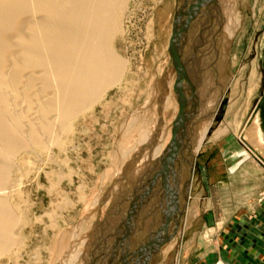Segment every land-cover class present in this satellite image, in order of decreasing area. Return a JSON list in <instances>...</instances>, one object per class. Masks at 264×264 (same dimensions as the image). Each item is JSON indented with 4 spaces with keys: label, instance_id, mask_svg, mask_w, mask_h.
<instances>
[{
    "label": "rangeland",
    "instance_id": "1",
    "mask_svg": "<svg viewBox=\"0 0 264 264\" xmlns=\"http://www.w3.org/2000/svg\"><path fill=\"white\" fill-rule=\"evenodd\" d=\"M199 1L128 0L122 15L124 22H121V32L112 43L116 54L127 63L129 72L124 77V83L114 87L102 103L80 117L70 134L61 140L62 145L53 147L48 152L50 154L42 157L43 153L39 151V155L34 153L31 157H25L29 163L22 165L16 174L18 182L10 197L11 206L13 209L17 207L14 211L21 219L19 224L22 231L16 246L18 249L15 247L11 255L0 259V264H127L125 257L128 253L133 252L130 256L134 257L139 255L141 248L149 240L157 239L158 231L165 227L167 221L168 227L164 234L172 232L174 222L171 221V212L168 208L163 210L165 199L158 195L159 190L152 193L153 185L155 182L159 184L162 173L154 183L152 181L156 163L163 159L171 143L173 123L178 113L174 93L176 71L169 53L175 17L182 7L185 6V13ZM222 1L223 6L226 4L224 9L229 14L228 17L226 13L219 15V3L215 2L208 7L202 4L196 11L198 15L196 13L197 16L189 24L190 30L184 31L179 39L183 45L178 43L180 58L196 86V91L199 90L196 93L199 95L200 111V116L195 120L196 129L189 124L183 141L189 135L194 138V132L198 133L196 137L199 138L210 125H215L213 120L224 95L226 94L225 99L229 98L227 91L233 80L240 81L242 90L240 96L236 95L232 99L237 100L244 95L238 109L240 123L236 131L218 137L215 136L216 132L227 128L225 124H220L198 154L201 182L195 180L192 183L190 199L191 207L198 206V212L187 230L186 242L182 245L177 243L181 239L179 231L178 238L173 241L177 243L175 247L167 250L172 243L170 242L161 248L163 256L159 255L158 264H174L179 255L182 264H188L187 258L192 253L189 241H195L198 234L200 237L203 235L204 214L209 202L207 201L206 206H202V202L209 195L214 198L218 196L222 189L219 184L226 183V179L221 180L222 177L229 176L227 168L219 169V166L228 164L232 166L231 169L237 163L236 152L229 154L227 158L225 156V150L232 146L231 143L237 149H243L245 157L250 156L252 160L259 161L240 141L248 128L256 104L264 94V0ZM209 7L216 14H213L214 19L218 13L225 20L221 28L229 25L235 32L226 41L227 38H221L224 37L222 34L229 36L227 29H214L213 35L210 34L212 37L207 38L209 41L205 39L207 44L199 35L201 38H197V41L199 40L200 48L197 49V44H193L195 40L190 43L194 38L190 31L200 21L199 18L208 20L206 18L212 14ZM225 18H229L231 23L227 24ZM205 20L204 23H207L202 27L203 30L206 28L207 31L209 27L208 30L212 33L214 21ZM199 49L203 52L209 51V54L205 53V58L209 61L198 54L201 51L197 53ZM217 50L220 52L217 53ZM200 60L201 63H198ZM202 63L205 64V69ZM198 64L202 65V69ZM195 68L200 69L198 71ZM253 71L257 73V82L252 91L248 82ZM217 79H220L219 82ZM199 81H202V85ZM186 88L188 86L185 84L184 89ZM189 109H192L191 105ZM179 159L182 160L180 153ZM181 163L183 168L178 181L180 192L183 191L191 169L185 160ZM177 165L178 161L175 168ZM214 165L219 166L213 168ZM172 168L174 172V165ZM232 177L239 182L249 181H243L236 175ZM172 186L174 187L173 176L170 187ZM240 190L238 187L235 192ZM246 191L251 192L250 185L246 187ZM182 246L187 251H183V254ZM165 252L166 255L163 254Z\"/></svg>",
    "mask_w": 264,
    "mask_h": 264
},
{
    "label": "bare ground",
    "instance_id": "2",
    "mask_svg": "<svg viewBox=\"0 0 264 264\" xmlns=\"http://www.w3.org/2000/svg\"><path fill=\"white\" fill-rule=\"evenodd\" d=\"M216 2L219 3L221 9H219V15L221 16L226 13V9H224L226 2L224 1V6L222 0H216ZM127 3L128 0H0V259L11 255L18 245V240H20L22 226L19 223L21 219L14 211L17 207L12 208L10 197L18 182L16 174L22 165L29 163V160L25 157H31L34 153L38 154L39 151L43 153V157L53 147L58 148L59 145H62L61 140L70 134L76 121L102 103L108 93L124 81L126 73L129 72L127 63L116 54L112 45L115 37L121 32V22H124L122 21V15L126 10ZM198 8L200 9V6ZM209 11L212 14L211 16L208 15L209 18H206L208 20L199 18L200 21L190 31L193 32L192 37L195 38L193 40L190 38L192 40L190 43L195 40L193 44H197L198 47L195 46L197 49L200 48L198 41L201 37H198L199 35L202 36L205 43V39L210 34L213 35L214 29L221 31V29L226 28L229 36L221 33L224 36L221 39L227 38L226 41L230 40L235 32L232 31L229 25L221 28L225 20H222L218 13L216 19H214V15H216L213 12L214 10L210 9ZM196 13L198 15V12ZM197 15H194V17ZM204 17L206 16L204 15ZM227 19L226 23H231L229 18ZM204 20L214 21L212 23V33L208 30L209 27L207 28L208 32L205 31V27L203 30L202 27L207 23H204ZM208 25L210 24L208 23ZM179 44L182 45L180 42ZM203 48L209 50L210 45L207 48L203 46ZM203 48L201 47V49ZM202 52L203 50L198 54L204 56L203 58L209 54L207 53L209 51ZM218 52L220 50H217ZM195 60L197 61V58ZM198 63H201V60ZM198 65L199 67L203 65L205 69V64ZM200 68L202 69V67ZM200 68L195 69L199 71ZM207 69L209 70V68ZM199 74L196 73V75ZM255 78H257V73L253 71L248 82V86L252 91L257 82ZM219 80L217 79L218 82ZM201 82L198 83L202 85ZM202 90L204 89L202 88ZM241 90L240 81L235 80L234 82L233 80L227 91L229 98L226 99L227 107L224 119L220 123L225 124L227 128L224 131L219 129L220 131L216 132L220 127L218 125L213 135L216 132L215 136L220 137L238 129L240 123L238 109L242 105L244 95L237 100H233L232 97L240 96ZM197 91L199 90L197 89ZM224 96L226 97V94ZM225 97H223V100ZM261 114V111L253 114L252 124L241 136L240 142L251 152L264 159L262 153L264 146H260L264 144H261L262 137L258 134L256 126L257 122L259 123ZM189 127L190 125L188 129ZM212 127H214L213 124L199 138L196 137L198 133L194 132V129L192 130V133L195 134L193 139L195 154L200 153L208 141L207 134ZM182 142L184 143V141ZM236 153V158L239 157L240 162L248 158V156L245 157L243 149L238 150ZM48 157L50 156L48 155ZM242 158L243 160H241ZM258 162L263 165L260 160ZM153 186L152 193L158 192L159 188L156 186V182ZM191 197L186 201L183 211L184 228L179 237L181 239L177 242L181 245L186 242L187 230L194 222L198 212V206L191 207L190 205ZM173 204L171 206L173 212L171 211L170 216L171 221L174 222V214L178 215L179 213L175 210ZM156 236L158 237V235ZM136 239L134 238V240ZM155 241L149 240L141 249L145 248L144 251L147 253H155ZM177 243H170L167 250L175 247ZM133 244H136V242ZM16 249L18 248L16 247ZM181 249V253L185 251L183 246ZM129 253L124 256H126L128 262H131L135 258L134 255L130 256L133 252ZM163 254L166 255V252ZM179 256L174 264H181ZM154 261L153 264L159 263L158 256Z\"/></svg>",
    "mask_w": 264,
    "mask_h": 264
},
{
    "label": "crops",
    "instance_id": "3",
    "mask_svg": "<svg viewBox=\"0 0 264 264\" xmlns=\"http://www.w3.org/2000/svg\"><path fill=\"white\" fill-rule=\"evenodd\" d=\"M231 145L225 150L226 158L240 150ZM235 160L237 163L231 169L228 164L217 165L219 169L227 168L229 176L222 177L226 183L219 184L222 189L218 196L209 195L202 202V206L209 202L203 235L189 241L192 253L187 258L188 264H264V167L250 156L242 162L239 158ZM232 175L249 181L239 182ZM248 185L251 192L246 191ZM238 187L241 190L237 193Z\"/></svg>",
    "mask_w": 264,
    "mask_h": 264
},
{
    "label": "water",
    "instance_id": "4",
    "mask_svg": "<svg viewBox=\"0 0 264 264\" xmlns=\"http://www.w3.org/2000/svg\"><path fill=\"white\" fill-rule=\"evenodd\" d=\"M216 0H200L197 2V4L194 5V7H191L184 13V7L181 8V11H179L175 17L174 22V29H173V35L170 42V57L174 66V69L176 71V81L174 86V93L176 95L177 103H178V113L175 118V121L173 123V130H172V139L169 147L164 153L163 159L159 160L156 163L155 173H154V180L159 177L160 173H162V179L159 181V184H156V186L159 188L158 195L163 196L165 199V203L163 205V210L165 208H168L170 212L172 211V204L174 202V208L179 213L174 214V226L171 233L164 234V230L167 229V223L165 224V227L162 228L160 231H158V237L156 239V252L155 253H147L145 252V248L142 249L141 252H139V255H136L131 262H128L127 264H153L155 259H157V256L161 254V248L166 245L167 243L173 242L175 238H178L179 231L180 234L183 231V225H182V217L184 215L183 211L185 209L186 201L190 196H192L193 190L191 189L192 183L196 180V182H201V171L200 167L197 162V156L198 154H195L194 152V141L192 137H185L186 141L183 143V137L185 129H188L189 124L193 127L196 125V118L200 116V111L198 109V97L196 93V89L194 86V83L192 82V79L190 75L187 72L186 66L182 62V59L180 58V52L178 48L179 39L182 36L183 32L188 30L189 24L191 23L192 18L194 17L198 7L202 4H206L207 7L211 4H214ZM186 17L185 21H183V18ZM196 79V78H195ZM185 84L188 86L186 90L184 89ZM189 105L192 106V109H189ZM227 107V101L224 99L221 103V106L215 116L214 119V127L210 129L207 136L210 137L212 133L214 132L215 128L220 125L222 120L224 119V115L226 112ZM261 111V116L259 123L257 122L256 126L258 129V134L262 137L261 144H264V94L261 100L256 104L254 114ZM256 123V122H255ZM252 124V118L248 125ZM183 143V144H181ZM261 147L264 145H260ZM264 151V147H263ZM179 153L182 156V160L189 165L190 174L189 177L186 179L183 191L180 192V186H179V177L182 172L183 165L181 163V159L178 160ZM187 153V154H185ZM263 153V152H262ZM255 154V153H254ZM256 157L263 163L264 165V159L257 156ZM264 155V153H263ZM179 162V165L176 166V162ZM174 163V164H173ZM173 165H174V172H173ZM171 176L174 177V187H170L171 185ZM153 180V183H154ZM153 190V188H152ZM180 192V194H179ZM179 195V197H178ZM182 202V204L180 203ZM166 204V205H165ZM172 214V212H171ZM180 236V235H179ZM154 248V249H155Z\"/></svg>",
    "mask_w": 264,
    "mask_h": 264
},
{
    "label": "built area",
    "instance_id": "5",
    "mask_svg": "<svg viewBox=\"0 0 264 264\" xmlns=\"http://www.w3.org/2000/svg\"><path fill=\"white\" fill-rule=\"evenodd\" d=\"M217 264H225V263L219 262V263H217Z\"/></svg>",
    "mask_w": 264,
    "mask_h": 264
}]
</instances>
